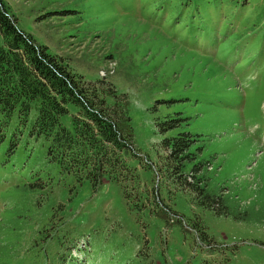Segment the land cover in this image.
Segmentation results:
<instances>
[{
    "label": "rangeland",
    "instance_id": "374dc122",
    "mask_svg": "<svg viewBox=\"0 0 264 264\" xmlns=\"http://www.w3.org/2000/svg\"><path fill=\"white\" fill-rule=\"evenodd\" d=\"M3 1L69 71L127 95L139 155L127 159L135 182L94 189L60 175L39 144L16 157L4 144L0 264H264V222L218 216L159 176L151 111L186 100L169 111L203 135L213 187L263 204L264 0Z\"/></svg>",
    "mask_w": 264,
    "mask_h": 264
},
{
    "label": "trees",
    "instance_id": "16d2710c",
    "mask_svg": "<svg viewBox=\"0 0 264 264\" xmlns=\"http://www.w3.org/2000/svg\"><path fill=\"white\" fill-rule=\"evenodd\" d=\"M0 34V150L5 144L7 154L16 157L30 143L39 144L60 175L79 184L88 181L94 189L105 182H135L136 172L127 159L139 153L127 95L114 84L89 82L69 71L19 28L3 0ZM174 98L157 99L151 108L161 135L158 162L153 164L159 176L190 192L196 205L218 216L263 225L264 202L243 208L236 197L213 187L208 169L215 158H201L203 135L190 130L191 118L184 112L169 111L171 105L186 101ZM163 108L166 113H161Z\"/></svg>",
    "mask_w": 264,
    "mask_h": 264
}]
</instances>
